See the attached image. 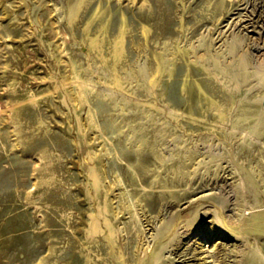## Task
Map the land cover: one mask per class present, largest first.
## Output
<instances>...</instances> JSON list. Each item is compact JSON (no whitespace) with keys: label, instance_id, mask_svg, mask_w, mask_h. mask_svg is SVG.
<instances>
[{"label":"rangeland","instance_id":"obj_1","mask_svg":"<svg viewBox=\"0 0 264 264\" xmlns=\"http://www.w3.org/2000/svg\"><path fill=\"white\" fill-rule=\"evenodd\" d=\"M262 77L264 0H0V264H264Z\"/></svg>","mask_w":264,"mask_h":264},{"label":"bare ground","instance_id":"obj_2","mask_svg":"<svg viewBox=\"0 0 264 264\" xmlns=\"http://www.w3.org/2000/svg\"><path fill=\"white\" fill-rule=\"evenodd\" d=\"M55 5V4H54ZM57 7L55 6V8L54 9H56ZM247 28V27H246ZM123 32V30L121 29V33ZM260 32V31H259ZM119 39V38H118ZM120 42V41H119ZM118 51V50H117ZM258 76H259V74H258ZM261 79V82H264V77H262V78H260ZM260 82V83H261ZM228 178V177H227ZM244 210V209H243ZM214 220L215 219H211L209 222H214ZM109 226V232H110V234H113L114 232H113V230H112V228H111V226L110 225H108ZM157 231V230H156ZM213 232H211V234H212ZM157 235V233H155L154 235H153V238L155 237ZM158 236V235H157ZM214 236H215V234L212 236V238H214ZM150 238H151V236H150ZM219 237H216V239H218ZM215 245H216V243H215V240H214V242H213V244H212V247L214 246L215 247ZM202 246V245H201ZM143 249V248H142ZM161 249H163V247L161 248ZM232 250H233V248H232ZM159 253H160V251H158ZM157 254L156 255V257H157V261L159 260V258H160V254ZM259 254V253H258ZM189 255H190V251L189 252H187L186 254H185V258L181 261L182 263L181 264H188V262L190 261V257H189ZM232 256V255H231ZM233 257H234V255H233ZM182 258V257H181ZM234 259V258H233Z\"/></svg>","mask_w":264,"mask_h":264}]
</instances>
